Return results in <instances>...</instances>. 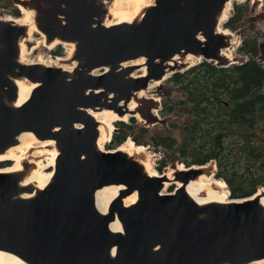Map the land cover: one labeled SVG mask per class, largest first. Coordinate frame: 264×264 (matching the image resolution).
I'll use <instances>...</instances> for the list:
<instances>
[{
	"label": "water",
	"instance_id": "1",
	"mask_svg": "<svg viewBox=\"0 0 264 264\" xmlns=\"http://www.w3.org/2000/svg\"><path fill=\"white\" fill-rule=\"evenodd\" d=\"M227 1L155 0L140 20L111 26L104 24L108 10L101 0L95 16L80 6L61 9L57 28L36 24L49 42L58 38L75 44L73 76L62 68L20 62L19 42L28 29L0 20V153L17 145L23 132L55 140L59 149L53 180L35 197L18 198L32 190L20 185L31 164L23 162L21 172H0V250L26 264H246L264 259V206L258 199L200 205L184 186L162 193L168 177L149 175L118 148H98L99 122L88 111L124 115L119 101L129 102L151 80L163 79L166 62L177 54L218 62L227 41L216 26ZM140 58H145V76H130L132 66L119 71L121 63ZM15 78L38 84L21 106L10 104L18 96ZM7 161L13 162H0ZM204 171L187 164L176 178L186 185ZM111 184L127 188L103 214L95 193ZM135 192L136 203L126 206L123 198ZM230 197L238 199L232 192ZM116 216L123 232L110 229Z\"/></svg>",
	"mask_w": 264,
	"mask_h": 264
},
{
	"label": "rangeland",
	"instance_id": "2",
	"mask_svg": "<svg viewBox=\"0 0 264 264\" xmlns=\"http://www.w3.org/2000/svg\"><path fill=\"white\" fill-rule=\"evenodd\" d=\"M10 1L9 5L14 10L21 11L19 7V4L21 3L28 8H31V4L29 3L30 0ZM236 2L242 3L245 1L238 0ZM5 4L6 0H0V12H5L10 15L8 10L4 8ZM242 7H240V10H236V17L234 18V21L229 24L232 28L227 27L231 33L229 37L233 41L230 49L233 50L229 58L226 56H222V58H227V61L230 62L236 60H248L251 58L253 50L250 46L242 48L241 42L243 38L245 39L246 36H249L246 38L254 44L259 35H261L260 37L264 36L261 34L264 32V0H247L246 4ZM234 12L235 9L233 8L230 12L229 19L233 17ZM24 15L25 14L23 13L21 17ZM107 18H111V16H108ZM38 30L39 32L34 31L32 33L29 40L27 39L28 35L24 38L28 49V54H26L29 60L36 61L42 57L56 58L67 55V47L61 44L49 47L48 44L51 42L48 41L46 34L40 29ZM263 39L264 38H261L260 41ZM57 49H61L63 54H53ZM180 58L181 55L179 59ZM70 61L66 63L71 64ZM216 63L207 64L209 69L204 68L205 66H198L197 68L191 66L188 69H185L184 67V73H181L178 76H174L175 73H173L171 77L156 84L142 97L137 98L136 102L138 104L133 116H130L126 121L122 122L125 125H129V123L134 125L128 139L133 140V142H130L133 144L135 143L134 145L146 148L144 151L145 157L151 160V163H153L152 169L155 172L159 173L158 166L165 165L164 172H160V174H164L163 176H165L168 173H172L175 178V168L178 165H187L183 156L188 157V162L192 161L196 164L198 159L204 156L213 155L215 158L207 163V168L202 167V169L204 168L205 170L203 174L215 175L217 178L226 181L229 191L232 190V186L227 181L228 179L234 181L236 184H240L241 182L242 192L235 193V196H241L245 195V193H248L253 188L259 189L264 187V184H262L264 183V145L260 146V144L264 142V108L261 109L262 111L258 110L252 114L253 116H256L255 121H248L246 119L241 122H235L230 118H219V113L225 114L233 106L231 103L232 96L229 97L220 88L225 86L228 82H236L233 84L237 87L240 85V82L238 81L239 70H232V66H229L223 71L211 69L210 67H214ZM186 65L189 64L186 63L184 66ZM176 79L184 80V84H178ZM181 88L183 89L181 90ZM195 91L199 92L197 97ZM201 92H204L211 97L209 104L213 106V110L209 111L208 109L209 115L212 117V123L208 126H203L208 132L207 136L200 138L199 132H195V141L190 139L192 143H187L188 145H191L185 150V155L182 156L179 154L183 147L182 143H175L168 139H162L164 144L155 145V141L153 142L151 140V136H155V133H166L172 135V137L175 136L176 138H180L181 127L184 128L185 124L190 120H196L190 112L187 113V109L199 103L204 105V103H202L204 96L201 95ZM245 94L246 92H241L239 93V96ZM220 96H223L224 100L227 102L226 107L219 101ZM181 99L182 105L180 104ZM233 101L237 104L239 99H234ZM215 114H218V117L215 118ZM154 119L156 120L154 121ZM133 121L136 122L133 123ZM120 122L121 121L115 122L114 127L117 128V125H120ZM172 123H175L177 128H173L171 125ZM220 123L223 124L222 128L217 127ZM143 128L150 129L151 133L148 132L145 135L146 131L144 132ZM135 136L143 137L149 142L138 143L134 139ZM109 144V142L105 144L107 145L105 146L107 149ZM198 145H205V147L199 148ZM225 148H227L226 151ZM38 149H42V147L38 145L31 148L28 157L26 158L30 159L32 156L29 155ZM45 150L47 151V158H50L52 153L58 151L57 157L55 158L56 162L59 155L56 141L53 145L45 146ZM224 151L225 153H223ZM134 158L138 161H140L139 159H146L141 157ZM165 160L167 163H164ZM54 167L55 164L49 166L47 170L53 171ZM2 169L7 168H0V170ZM257 185L258 187H256ZM176 188L177 185L174 183L166 192H172Z\"/></svg>",
	"mask_w": 264,
	"mask_h": 264
},
{
	"label": "bare ground",
	"instance_id": "3",
	"mask_svg": "<svg viewBox=\"0 0 264 264\" xmlns=\"http://www.w3.org/2000/svg\"><path fill=\"white\" fill-rule=\"evenodd\" d=\"M238 0H228L222 10V12L218 16L216 32L222 34L231 33L226 29L225 23L229 19V15L231 10L234 8V3ZM247 1V0H242ZM250 1V0H248ZM154 0H108L105 1V5L108 8V15L104 18V24L107 26H111L114 24H120L123 22H134L140 20L143 14V11L148 7L153 5ZM21 15L24 13V16L15 17L9 14H2L0 12V20H5L7 22H14L16 24L26 26L28 29V40L31 38V35L34 31L39 32L38 27L34 21V12L23 5L19 4ZM145 8V9H144ZM111 16V18H107ZM201 37V36H200ZM22 37L19 42L20 46V62L24 64H33L39 63L48 67L53 68H62L66 73L73 76V70L77 66V61L71 62V64H67L66 62L72 59V55L74 54L75 44L63 41L60 39H55L51 43L48 44L49 47H53L54 45L61 44L68 49V53L63 57L56 58H39V60H29L27 58V46L26 41ZM202 38V37H201ZM236 41V40H234ZM233 43V42H232ZM235 43V42H234ZM236 44V43H235ZM232 50L229 48H223L221 50L222 55L226 57H230L232 54ZM27 53V54H26ZM180 55L174 56L170 61L166 62L165 76L163 79L159 80H151L148 86L141 91L135 92L134 97L126 102L125 99L119 101L118 105L120 107H125L126 114L121 115L119 112L103 109V110H92L88 109V111L93 115V117L99 122V138L97 142V146L101 150H108L105 147V144L111 141L112 134L115 130L114 122L117 120L126 121L130 116H133L135 108L137 106V98L142 97L145 93L150 91L152 87L160 82L164 81L166 78H169L174 73L173 66L177 63L183 64L188 63L189 65H193L194 62H215V60L211 58H205L202 55H195L192 53H188L185 55V58H180ZM182 57V55H181ZM65 62V63H64ZM130 66L134 67V70L130 73V76L137 78L139 76H145L147 74V66L145 65V58H140L137 60H130L121 63V68L119 71L130 68ZM99 71H92L93 74H97ZM17 88H18V96L17 99L11 102L12 106H21L25 103L31 95L32 90L38 86L37 83L29 82L24 78H15L14 79ZM112 96V95H111ZM111 98V97H110ZM113 98V97H112ZM8 103V101H7ZM18 144L8 148L6 151L0 153V161L11 159L13 164L7 168L2 169L0 172H21L24 171L23 162L26 160L30 161V168L26 171L24 177L20 180V185L23 187H32L31 191L23 190L18 198H32L34 197L39 190L45 188L48 184H50L53 180V171L47 170L49 166L55 164V158L57 157L58 151H55L50 155V158L46 157L47 151L45 150V146L53 145L55 141L46 140L41 141L37 139L33 133L31 132H23L18 137ZM130 141L133 140L128 139L122 145H120L117 151H122L126 153L128 156L132 157H141L146 158L144 151L146 150L143 146L134 145ZM41 146L42 149L35 150L30 156V159H27L28 154L34 146ZM108 151H114V149H109ZM140 163L144 165L146 172L151 176H163L160 173L155 172L152 169L153 163L151 160L139 159ZM198 168L206 167L207 164L197 165ZM154 167V166H153ZM155 168V167H154ZM195 168V167H194ZM179 169L186 170V166H179ZM174 174H166L165 177H168L167 180L163 181V189L162 193H166L168 188L174 183L177 185V188H184L185 191L194 198L200 205H205L212 202L218 203H228V202H239L246 200L258 199L259 203L264 206V187H261L255 192L254 195L247 198L234 199L230 197V191L228 189L226 181H223L217 178L215 175L209 174H201L197 178L191 180L188 184L184 185L183 182L178 180L176 177L174 178ZM184 186V187H183ZM125 188L122 184L116 185L111 184L108 186H104L99 189L95 193V204L97 209L103 214H107L112 202L119 196L120 191ZM138 194L137 192L124 197L123 202L126 206H130L137 201ZM110 229L114 232H123L122 224L118 217L110 223ZM115 251V248L113 249ZM0 264H26L24 260H22L17 255L0 250ZM246 264H264L263 260H256Z\"/></svg>",
	"mask_w": 264,
	"mask_h": 264
},
{
	"label": "flooded vegetation",
	"instance_id": "4",
	"mask_svg": "<svg viewBox=\"0 0 264 264\" xmlns=\"http://www.w3.org/2000/svg\"><path fill=\"white\" fill-rule=\"evenodd\" d=\"M102 2H104L105 4V1H108V0H101ZM64 2H67V6L65 5ZM97 2H99V0H85V1H80V0H30V4H31V10L34 12V21L35 23H39L40 26L42 27H46V28H57L56 26V22H57V16L60 15L59 13V10H68L69 12L72 11V7H76V6H80L82 8V11L86 14V15H91V16H95V13H97V8H96V5H97ZM155 2V0H154ZM28 3V2H27ZM154 4V3H153ZM107 8V6H106ZM240 8V7H239ZM108 10V8H107ZM236 10H238V7L236 6L235 7V12H234V15L231 19H228L227 20V24H226V29L227 27L229 28L230 27V23L232 21H234V18L236 17ZM244 11V10H243ZM2 13V12H1ZM5 13V12H3ZM244 13V12H243ZM108 15V12L107 14ZM36 18L38 19V21L36 20ZM37 25V24H36ZM232 28V27H230ZM229 31V29H227ZM230 32V31H229ZM262 35H264V32L261 33ZM226 35V41H227V46L225 48H229L231 47L232 45V39L229 37L228 34H224ZM261 35L255 38L256 41L254 44H252L248 38L246 37H249V36H246L245 39L243 38L242 39V42H241V46L242 48H245V47H248L250 46L253 50V54L251 56L250 59H246V60H242V61H233V62H230V61H227V58H221L218 62L215 61V66L214 68H216L217 70H220V71H223L225 70L226 68H228L229 66H232L231 69L234 70V69H237L239 70V75L242 74V73H250V72H257L258 74L260 73H263L264 74V47L262 46L263 42H264V39L260 41L261 38H264V36L260 37ZM253 38V37H252ZM213 49L210 48V51H212ZM224 56L222 55L221 53V57ZM263 57V58H262ZM182 59L185 58V56H182L181 57ZM186 63H183V64H179L177 63L176 65L174 64L173 66V71H174V76H178L180 75L181 73H184V67L185 69H188L189 67L193 66V67H198V66H204V65H207V64H211V63H200V62H194L193 65H186L184 66ZM194 68V69H196ZM192 69V70H194ZM190 70V71H192ZM178 80V81H177ZM176 81L178 82V84H184V80H179V79H176ZM246 87L247 85L244 83L242 85H240V87ZM248 88V86H247ZM183 88H181L182 90ZM203 94L204 98L202 101H206L207 103H209L211 101V97L208 95V94H205L204 92L201 93ZM195 95L197 97L198 95V91H195ZM219 101L221 102V104H223L225 107L227 106V102L224 100L223 96H220L219 97ZM180 104L182 105V99L180 100ZM124 111L125 109L122 108ZM187 113H189V109H187ZM127 111H125V114H126ZM124 114V115H125ZM208 119H209V122L210 124L212 123V117L211 116H206ZM150 120V118H149ZM156 119H154L155 121ZM136 122V121H133V123ZM121 125H117V128L115 127V133H113V137H112V140H111V143L109 144L108 148L112 149L114 146H116L117 144L121 145L123 144L124 142H126L128 140V137L131 135V131L134 127V125L130 124L129 123V128L128 129H125L123 128V125L122 123L123 122H120ZM119 123V124H120ZM173 128H177V125L175 123H172L171 124ZM209 124L203 122V121H199V120H195V121H189L185 124L184 128L181 127V140L179 137H172V135H168L166 133H162V134H157L155 133V136H151V140L154 142L155 145H158L161 143V140L164 139H168V137L171 138V142H178V143H182L183 144V147H182V150L181 152L179 153L181 156L182 155H185V150L187 148L190 147V145H188L185 140H184V134H183V130H185V128L187 126H200V127H203V126H208ZM82 128V127H80ZM144 132H145V135L146 133L150 132L151 133V130L148 129V128H143ZM172 138L174 140H172ZM134 139L138 142V143H146V142H149V141H146L143 137H134ZM169 140V139H168ZM118 147L114 148V149H117ZM31 155V154H30ZM29 155V156H30ZM185 158V161L188 160V157L187 156H183ZM212 159L208 160L206 162V164L208 162H210ZM24 162H27L28 164L30 163V161L26 160ZM164 163H167V161L165 160ZM189 163H193L192 161L189 162ZM12 162L11 161H7V162H0V168H5L7 167L8 165H11ZM164 166L165 165H160L158 166V172H164ZM55 168V167H54ZM207 168V166H206ZM175 171L176 173H179V172H182L184 170L182 169H179V165L175 168ZM54 172V170H53ZM161 175H164V174H161ZM127 188V187H125ZM38 194V193H37ZM36 194V195H37ZM35 195V196H36ZM34 196V197H35ZM136 203V202H135Z\"/></svg>",
	"mask_w": 264,
	"mask_h": 264
},
{
	"label": "trees",
	"instance_id": "5",
	"mask_svg": "<svg viewBox=\"0 0 264 264\" xmlns=\"http://www.w3.org/2000/svg\"><path fill=\"white\" fill-rule=\"evenodd\" d=\"M10 2H11L10 0H6V4L4 5V8H6L10 14L19 16L21 14V12L16 10V9L14 10L9 5ZM244 4H246V2H242V3L235 2L234 8L237 6L238 10H240L239 7H242ZM226 24H227V22L225 23V27H226ZM53 54L61 55V54H63V51L61 49H59V50L57 49L56 51L53 52ZM201 63H214V62L203 61ZM204 66H205L204 68L209 69V67L207 65H204ZM210 68L216 70V68H214V67H210ZM238 81L240 82V85L245 83L248 86V88H247V86L246 87H244V86L240 87V85L236 87L233 84L236 82H228L225 86H222L220 88L221 90H223V92L226 95H228L229 97L232 96L231 103L233 104V106L227 113H225V114L219 113V118L220 117L221 118H230L232 121H235V122H241V121L246 120V119L248 121H255L256 116H253L252 114L254 112L264 108V74L263 73L258 74L257 72L242 73L239 75ZM230 83H232V84H230ZM241 92H246V94L243 96H239V93H241ZM201 93H203V92H201ZM198 95H199V92H198ZM201 95H203V94H201ZM233 96H235L236 98ZM234 99H239L237 104H235V102L233 101ZM202 103H204V105L199 103V104H196V105L188 108L189 112L195 117V119H197L199 121H203V122L210 125L209 119L206 116H210L208 109H209V111L213 110V106L211 104H209L210 102L207 103L206 101H202ZM214 117L215 118L218 117V114L217 115L215 114ZM119 121L122 122V120H117L115 122H119ZM120 125H121V123H120ZM122 125H123V128H125V129L129 128V126L125 125L124 123H122ZM222 125L223 124L220 123V124H218L217 127L222 128ZM195 132H199L200 138L203 136L206 137L208 134L205 127L187 126L185 128V130H183V134H184L183 138H184L186 143H192L190 141V139L195 141ZM168 139L171 141L170 137H168ZM172 140H174V139L172 138ZM180 140H181V137H180ZM109 143H111V141ZM217 143H218V141H217ZM160 144H164V141L161 140ZM262 145H264V142L262 144H260V146H262ZM105 146H107V145H105ZM119 146L120 145L117 144L112 149L119 147ZM198 146H199V148L205 147V145L204 146L198 145ZM215 146H216V140H215ZM108 149H110V148H108ZM226 150H227V148H225V151ZM225 151L223 153H225ZM212 158H215V157L213 155L204 156V157L198 159L196 164L197 165L206 164V162ZM186 163L187 164H195V163H189L188 161H186ZM227 181L232 186V190H231L232 195L234 197H237V198L252 196L253 193L256 192L258 189V188H253L248 193H245V195L235 196V193L242 192L241 182H240V184H236L234 181H231L229 179ZM262 184H264V183H262ZM258 185L256 187H258Z\"/></svg>",
	"mask_w": 264,
	"mask_h": 264
}]
</instances>
